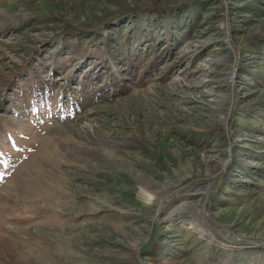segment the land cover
<instances>
[{"label": "rangeland", "instance_id": "rangeland-1", "mask_svg": "<svg viewBox=\"0 0 264 264\" xmlns=\"http://www.w3.org/2000/svg\"><path fill=\"white\" fill-rule=\"evenodd\" d=\"M0 264H264V0H0Z\"/></svg>", "mask_w": 264, "mask_h": 264}]
</instances>
